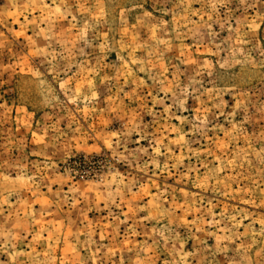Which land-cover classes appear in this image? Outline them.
<instances>
[{"label": "rangeland", "instance_id": "374dc122", "mask_svg": "<svg viewBox=\"0 0 264 264\" xmlns=\"http://www.w3.org/2000/svg\"><path fill=\"white\" fill-rule=\"evenodd\" d=\"M0 264H264V0H0Z\"/></svg>", "mask_w": 264, "mask_h": 264}]
</instances>
